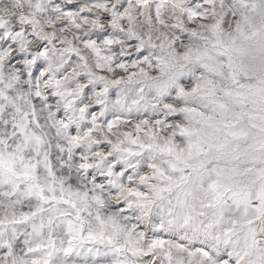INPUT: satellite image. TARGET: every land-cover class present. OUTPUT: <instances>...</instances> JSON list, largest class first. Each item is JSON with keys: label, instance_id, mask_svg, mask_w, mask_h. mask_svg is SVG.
I'll return each mask as SVG.
<instances>
[{"label": "snow or ice", "instance_id": "snow-or-ice-1", "mask_svg": "<svg viewBox=\"0 0 264 264\" xmlns=\"http://www.w3.org/2000/svg\"><path fill=\"white\" fill-rule=\"evenodd\" d=\"M0 264H264V0H0Z\"/></svg>", "mask_w": 264, "mask_h": 264}]
</instances>
